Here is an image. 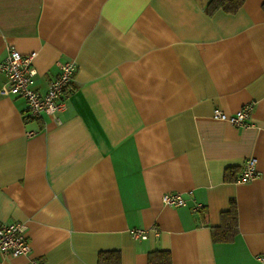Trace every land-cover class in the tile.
<instances>
[{
	"label": "crops",
	"instance_id": "1",
	"mask_svg": "<svg viewBox=\"0 0 264 264\" xmlns=\"http://www.w3.org/2000/svg\"><path fill=\"white\" fill-rule=\"evenodd\" d=\"M208 1L0 0V62L35 52L41 91L76 63L58 122L25 118L0 70V223H23L30 245L0 264H147L154 250L264 264V0ZM247 103L250 125L213 117ZM249 157L257 175L235 181ZM170 191L185 203L164 204ZM231 201L237 232L218 240Z\"/></svg>",
	"mask_w": 264,
	"mask_h": 264
},
{
	"label": "built area",
	"instance_id": "2",
	"mask_svg": "<svg viewBox=\"0 0 264 264\" xmlns=\"http://www.w3.org/2000/svg\"><path fill=\"white\" fill-rule=\"evenodd\" d=\"M35 52L21 54L14 47H8L4 59L0 62V70L6 76V82L1 92L6 95H13L22 98L25 101L24 117L31 119H42L51 117L58 122V114L67 107L66 99L63 97L65 89L72 80L76 69V63L73 59H66L58 62V75L47 82L44 91L34 87L35 69L32 60ZM252 109V103L241 106L232 114H226L222 110L215 108L213 117L225 120L232 125L247 126L249 113ZM33 134V131H28ZM257 175L256 161L249 157L244 160L243 169L235 181L246 182ZM189 192V191H188ZM164 204L171 206H180L185 203V197L180 191L164 192L161 196ZM203 207L201 202H195L192 209L199 210ZM158 233L156 227L140 228L133 227L130 234L135 238L145 239L148 231ZM30 245L25 236V225L20 222H1L0 223V255L16 256L28 254ZM29 264H38L35 259H30Z\"/></svg>",
	"mask_w": 264,
	"mask_h": 264
},
{
	"label": "trees",
	"instance_id": "3",
	"mask_svg": "<svg viewBox=\"0 0 264 264\" xmlns=\"http://www.w3.org/2000/svg\"><path fill=\"white\" fill-rule=\"evenodd\" d=\"M243 0H209L206 6L208 11L223 9L225 11H235ZM227 171L225 177H227ZM237 232V213L234 201L228 209L221 213V224L213 230L214 237L218 240H231ZM110 252H100L99 260L102 261L105 254ZM116 254V252H114ZM117 257V256H116ZM147 264H171L170 253L165 250H154L149 252Z\"/></svg>",
	"mask_w": 264,
	"mask_h": 264
}]
</instances>
